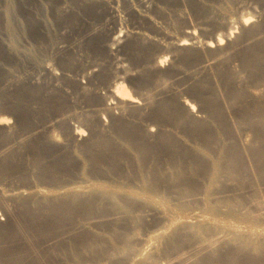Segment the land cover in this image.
Wrapping results in <instances>:
<instances>
[{
  "label": "rangeland",
  "instance_id": "rangeland-1",
  "mask_svg": "<svg viewBox=\"0 0 264 264\" xmlns=\"http://www.w3.org/2000/svg\"><path fill=\"white\" fill-rule=\"evenodd\" d=\"M245 18H251L247 25L237 23ZM227 20L236 28L230 38ZM115 36L121 38L117 55L126 69L116 81L107 47ZM181 40L192 45L177 46ZM157 60L163 61L159 67ZM47 65L55 67L58 77L48 74ZM119 83L140 103L123 101L124 113L103 111L110 90ZM112 101L116 102L106 104ZM163 103L168 105L167 115L157 118ZM209 105L223 110L229 125L226 136L215 132L211 117H198L199 109ZM3 118L8 121L0 124V264L17 260L16 230L24 211L47 206L38 202L43 198L22 200L15 193L50 194L65 186L83 189L90 184L107 188L106 182L110 189L119 184L137 189L149 169L141 156L143 142L160 155L164 188L158 200L163 206L204 208L202 196L208 188L202 184L213 173V160L222 156L215 144L237 143L241 150L254 146L255 132L264 122V0H0ZM194 118L214 131L208 149L189 132ZM151 128L157 130L148 133ZM160 132L175 138L177 146L164 144ZM244 157V168L232 170L225 163L220 167L219 185L211 188L213 201L236 205L244 198L264 197V157ZM177 181L201 186L194 194H182L178 184L173 185ZM142 212L127 234L135 231V250L146 254L162 219ZM83 213L75 221L87 216L85 220H91ZM98 213L95 219L104 215ZM105 219H96L95 233L104 231ZM92 229L86 231L95 236ZM100 234L95 238L107 237L105 231ZM199 249L196 241L187 239L180 252L194 264L205 256L198 257Z\"/></svg>",
  "mask_w": 264,
  "mask_h": 264
},
{
  "label": "bare ground",
  "instance_id": "bare-ground-1",
  "mask_svg": "<svg viewBox=\"0 0 264 264\" xmlns=\"http://www.w3.org/2000/svg\"><path fill=\"white\" fill-rule=\"evenodd\" d=\"M113 13L115 14V12ZM250 19L251 18L240 19L237 23L247 25ZM234 24L233 20H227L225 22V27L228 31L227 36L229 38L233 36L234 30L236 29L234 28ZM189 34L191 36L193 35L192 32H189ZM218 41L220 45L223 43L222 38H219ZM120 42L121 38L115 36L107 45L108 51L112 55L115 64V81L121 78L119 73L126 72L123 65L124 63L117 55ZM190 45H192V42H188L187 40H181L177 43V46L180 47ZM60 49L62 48L60 47ZM62 50L64 51V49ZM155 63L156 66L159 67L163 64V61L157 60ZM45 67L44 69L50 76L55 78L58 77L55 67L53 68L48 65ZM94 68L95 67L89 68L91 74L95 73L96 68ZM109 93L110 97L108 98L116 102L112 101L113 103L111 104H114V106H109L110 103H106L110 100H107L103 104V111L106 108V110L109 111L119 109L123 112L126 110L124 106H122L123 101H128L133 104L140 103L122 83H119L115 89L110 90ZM190 109L196 112L194 107L190 106ZM206 110L199 109L197 114L199 115L198 117H211L213 124L216 125L215 132L219 136H226L229 131V125L225 119L223 110L220 107H213L211 105L207 106ZM167 111L168 105L163 103L157 112V118H164L167 115ZM117 112L114 111V113ZM111 113L113 114V111ZM6 119H0V124H6L8 121V119ZM259 126L260 127L257 128L255 132L254 146L241 150L240 147L236 146L237 143L232 146L226 144L225 141H223L222 144L220 142L215 144L218 146V149L221 148L222 156H218L217 160H213V173L210 175V179L205 182L206 184L204 182L202 184L205 188H208L202 196L204 208L199 207V205L191 207L179 206L176 207V209L163 206L160 200H158V196H160L164 188V180L161 178L162 173L160 170L161 161L158 158L160 155L158 156L155 150H151L146 142H143L142 145L140 144L143 149L141 156L144 163L149 166V169L142 175L141 181L139 182L140 186L137 189H131L120 184L114 185V188L110 189L108 186H111V184L106 182L107 185L109 184L107 188H105L104 185V187H98L100 184H97V186L95 184H90L88 186L85 184L87 187L83 189H80L79 186L76 187V185L75 187L74 185L73 187L65 186V188L67 187L66 189L64 186H60L64 189L54 191L53 193L50 192V194L43 191H18L13 195L17 197V199L22 198V200H27V198H30L28 200L32 201L31 199L35 200V198L38 199L39 197L43 198V202H38L42 204L46 203L47 206L43 205L46 206L43 207L42 205L34 204L40 207L42 206L43 209H45L43 210L40 208L39 210L33 211V209L28 208L24 211L25 213L21 215V221H19L20 218L17 217L19 218L16 230L17 260L6 263L103 264L101 263L103 262L102 258L105 257V260L110 259V264H190L191 257L186 256L184 252H180L185 241L190 239L196 241L200 247L198 250L199 256L198 254L195 255L200 257V255L205 254L201 260H198L194 264H264V197L250 199L248 201L244 200V198L235 205L228 200L213 201L214 193L211 192V188L219 185L217 179L218 173L220 167L224 163L227 168L234 170L237 166L244 168L245 154L252 156L255 160L264 157V122ZM155 130L157 129L151 128L150 130L148 129L147 132L153 134ZM189 132L191 135L197 137L202 143V146L207 149L215 139L214 131L211 129L210 125L205 121L195 118L191 120ZM162 133L161 136L164 144L177 146L175 138L172 136L167 137V135L165 136ZM76 134L85 136L82 131H76ZM108 143L109 142L105 141L103 145L106 146ZM210 152L211 149L208 150L207 155H209ZM221 152L218 154L221 155ZM92 158L94 160L99 159ZM261 176L264 178V169ZM177 184L182 194H194L201 186L199 183L191 181L181 182L180 184L179 181H177V183L173 185ZM175 187L176 186H174V188ZM177 187L175 189H178ZM28 203L31 205L30 202ZM27 204H25V206ZM191 208L193 209L191 210ZM82 210L84 213H87L85 216L90 214V221L85 220L88 216L86 218L84 216V220L81 218V220L85 222L81 220L75 221L77 216V219L79 218L78 214ZM142 211L153 212L162 219L161 228L154 231L155 233L152 237L154 242L152 250L146 254L139 252L140 250H135V240L138 239V236L134 234L135 231L131 232L133 234L132 236H130L131 233L127 234L128 226L135 223V218L137 216L144 214ZM92 212H101V215H105H103L102 218H96L99 220L106 218V222H102L101 224V227H103V230L107 233V237H104L105 239L103 240L95 238L100 232H96L97 235L94 232L96 226L94 227L93 225H95L94 223L97 224V220L94 217V213L91 217ZM14 227L16 226H13V228ZM98 228L100 227L96 229ZM88 229H90V231L92 229L95 236H93L94 234H90L91 232L88 233L86 231ZM101 229L102 228H100V231ZM103 232H101V234H103ZM12 233L13 232H11V234ZM47 236L49 237L47 238ZM117 255H122L123 258L120 259L119 257L118 259L116 258Z\"/></svg>",
  "mask_w": 264,
  "mask_h": 264
}]
</instances>
